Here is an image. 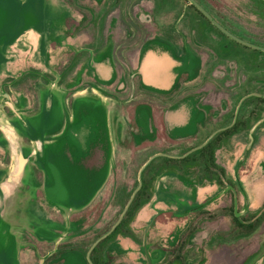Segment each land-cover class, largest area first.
Here are the masks:
<instances>
[{
    "label": "flooded vegetation",
    "instance_id": "af4514ba",
    "mask_svg": "<svg viewBox=\"0 0 264 264\" xmlns=\"http://www.w3.org/2000/svg\"><path fill=\"white\" fill-rule=\"evenodd\" d=\"M92 1L96 6L105 3L116 6L119 0ZM155 2L160 11L162 1L155 0ZM231 10L228 4L227 12L222 19L223 23L212 16L229 32L243 40H246L243 37L264 35V30L256 28L260 20L255 15L252 14L254 18L245 22L239 13H233ZM80 14V19L74 22L84 24V28L78 29L75 36L72 30L65 31L63 36L67 37L68 41L61 46L65 48L64 54H61V61L55 69L39 70L36 78L39 83L48 85L47 90L43 91L46 99L49 98L50 102L54 100L53 97L61 99L63 129L60 133H52L49 136L43 134V140L47 142L48 148L44 162L40 161L37 164L47 172H41L40 168L36 167L31 176L35 177L37 193H40L39 196H42L43 201L49 199L53 204L64 202V206L58 209L56 204H47L45 206L50 211L43 210L42 207H38L40 210L34 209L31 212L24 210L25 213H30V219H21V216L23 218V206L20 205L23 202L22 198L30 194V184L35 187V184L31 182H24L18 191L20 204L16 206L17 220L2 222L0 230H3L4 235L0 238V264L89 263V251H86V227L83 219L86 210L100 202L115 199V204L111 206L113 209L118 211L122 208L123 213L129 206L126 215L134 212L136 201L141 197L147 180L150 177L157 180L166 171L163 168L165 164L177 160L183 161L189 157L166 152L163 148L165 144L174 147L192 144V149H196L195 151L207 149L214 155L216 149L226 148L227 139L231 133L250 132L254 124L264 123V94L262 93L264 70L257 66V63L259 65L261 62L260 59L254 62L247 54V51L253 50L262 57L263 51L229 38L215 26L214 30H208L204 37L198 30H192L190 48H186L182 41H179L176 50L166 44L165 47H169L168 49L172 51L180 65L176 70L178 76L174 87L171 90H161L143 84L140 66L145 51L151 49L152 45L163 46L165 43L162 40H147L143 46H140L138 55L133 48H127L126 53L131 57L127 59L123 57L124 50L118 52L121 44L98 46L83 41L87 35L89 36L87 32L92 29H86V15L84 12ZM107 14L105 11L96 18L97 28L92 31L93 34H90L94 38L102 36V33L103 35L108 33L111 30L108 27H113V18L110 19ZM100 18H102L101 23ZM104 26L108 27L103 29ZM101 27L103 30L100 29ZM138 32L140 33V30ZM125 34L128 38L131 32L125 31ZM74 37L77 39L80 37L76 44ZM226 40L232 41L235 45L226 44ZM107 50L110 51L112 62L105 64L103 59ZM102 66L111 68V77L103 74ZM125 82L129 85L132 97L138 90L142 92V95L153 99L148 100V106L141 107L148 108L146 123L142 121L144 112H140L141 108L137 110L128 107L118 108L116 103L122 99L115 90L125 87ZM58 87L63 89L64 99L60 97L59 92H55ZM34 93L35 99L42 94ZM154 96H157L159 100H156ZM172 96L177 99L171 104L167 103L168 97ZM132 100L133 98L126 102L129 103ZM4 107H8L13 112L9 105ZM117 116H121L124 121L126 119L128 122L132 121L128 129L135 131L142 139L153 138L155 141L144 140L136 146L137 150L135 141L132 144L122 145L124 131H114L111 123L112 117ZM118 126L122 129V124ZM184 130L191 134L188 137L179 138L178 134L181 135ZM204 132L206 134L201 139ZM127 137L133 139L128 133L125 136L126 141ZM254 143L252 139L245 146L252 147ZM219 159L215 155L210 158L214 164L219 163ZM136 166H138L137 186L134 184L133 173V167ZM144 166L146 167L143 169ZM140 180L142 185L131 201L136 189L140 186ZM241 183H238V189L227 185V188L223 187L220 193L223 198L233 195L234 210L238 216L239 213L236 211L238 197H243L245 193ZM158 186L164 193L162 182H159ZM126 197H129L128 200L125 199ZM148 199V196L144 195L141 202ZM206 205L203 204L201 207ZM228 207L224 205L222 209H228ZM49 213L56 220H46L45 216ZM58 213L60 214L57 215ZM227 223L229 224L228 221ZM75 228L79 230L76 231ZM56 234L61 236H55ZM99 238L93 242L92 246ZM107 238L104 240L108 241ZM104 240L90 254L94 264L98 260L96 255L100 249L99 245ZM263 251L264 248L261 245L254 252L240 254L238 260L231 259L230 263L264 264Z\"/></svg>",
    "mask_w": 264,
    "mask_h": 264
},
{
    "label": "rangeland",
    "instance_id": "374dc122",
    "mask_svg": "<svg viewBox=\"0 0 264 264\" xmlns=\"http://www.w3.org/2000/svg\"><path fill=\"white\" fill-rule=\"evenodd\" d=\"M161 1L159 11L155 0H119L116 6L108 3L96 6L92 0H0V92L10 96L9 99L1 96L0 103L6 106L9 101L17 105L20 111L27 116L26 120H29L30 115H34L36 109L34 108L35 96L33 94L46 91L48 85L35 84L38 82L30 84L29 77H26L25 74H31L30 77L33 78L32 76L37 74L36 67L41 65L40 55L45 57L46 50H52L55 45L67 44L68 39L63 36L67 29L72 30L73 36H75L78 29L84 28V24L74 22V20L80 19V12H84L86 15V29H92L87 32L89 36L87 35L83 41L98 46L121 44L118 52L124 50L123 57H127V59L131 57L127 55L126 50L133 48L138 55L140 46H143L147 40H164L168 46L175 50L179 41H182L186 48H190L192 30H198L203 37L208 30H214L215 27L209 23L208 19L191 7L187 0ZM199 1L213 13H217V6L213 5L216 3L214 0ZM105 11L108 13L107 17L113 18V27L107 26L111 28L108 33L104 35L102 33V36L94 38L90 34H93L92 31L97 28L96 18ZM101 21L102 18H100V23ZM107 27L104 26L103 29ZM256 28L263 31L264 24L258 23ZM125 31L131 32L128 38H126ZM112 33L115 35L112 36ZM51 35L54 37L51 38ZM74 38H76L74 40L76 44L80 37ZM225 43L231 46L235 45L228 40ZM107 51L103 59L105 64L112 62L110 51ZM247 54L254 62H258L260 59L261 62L259 65L257 63V66L264 70V53H262V57L253 50L247 51ZM57 55L53 54L54 58ZM27 60H32L34 65L27 64ZM21 73L25 77L22 78L23 81L18 82L16 76ZM128 86L125 82V87L115 90L122 99L116 103L118 108L128 107L137 110L148 106V100H153L142 95V92L138 90L132 97ZM61 87L56 88L55 92L62 94L64 99L65 93ZM262 93L264 94V85ZM131 98L133 100L127 103L126 100ZM154 98L159 100L157 96ZM176 99L174 96L168 97L166 102L171 104ZM3 109L7 117L18 124L16 126L17 133H15L22 144L25 155L28 156L34 150L30 135L22 125H19L21 123L14 112H11L8 107ZM147 111L148 108L140 109V112H144V120H142L144 123L148 118ZM111 123L114 131H124L122 145L132 144L135 141L137 150L136 146H139L144 140L155 141L153 138L142 139L135 131L129 130L128 128L133 122H128L127 119L124 121L121 116L112 117ZM118 124H122L123 130ZM252 129L256 130L231 133L228 136L226 148L214 151L215 157L223 160L219 159L217 164L210 160L211 156H214L211 150H207L205 153V150L193 151L187 155L189 157L186 160L165 164L163 168L166 171L157 180L153 177L147 180L141 197L136 201L133 215L122 226L120 232L105 241L103 246L99 245L100 249L96 255L97 262L99 264H148L144 252L145 231L148 226L150 227L146 243L153 264H231V259L238 260L240 254L254 252L261 245L264 248V123H256ZM53 132L54 130L49 126L44 128L45 136H49ZM126 133L133 139L127 137L126 141ZM194 133L193 129L192 134L194 135ZM190 134L191 132L184 130L181 135L178 134V137L184 138ZM205 134V132L202 134L201 139ZM252 139L255 142L254 145L246 147L245 144ZM163 148L168 153L186 155L193 150V145L182 144L174 147L165 144ZM156 149L157 147L153 150ZM40 161L42 160L36 155L30 157L19 187L7 199L2 222L17 220L15 217L16 206L18 203L20 204V192L18 191L26 181L35 184V187L30 184V194L22 198L23 202L20 205L23 206V218L21 216V219H30V213H25L24 210L31 212L34 209L40 210L38 207H42L43 210L50 211L45 206L47 204H56L58 209L64 206V202L53 204L49 199L43 201L42 196H39L40 193H37V182L31 174L34 168L41 169L37 164ZM9 167L8 144L0 130V184L4 181ZM40 169L41 172H47ZM133 173L134 184L137 186L138 166L133 167ZM124 176L126 179V174ZM159 182H162L165 194L160 191ZM239 182H242L245 189L244 196L238 197L236 211L239 216L247 218L250 215L258 214L259 216L261 213L263 219L254 233L231 236L227 220L229 221L232 216L231 211H235L233 208L234 198L232 194L223 198L220 193L223 187L227 188V185L238 189ZM144 195H147L149 199L141 202ZM128 198L125 199L128 200ZM212 200L214 201L211 202ZM115 201L114 199L104 203L100 202L86 210L83 219L86 227L87 252L93 242L107 233L121 216L122 208L116 211L111 207ZM203 204L207 205L201 207ZM224 205H228V209H222ZM129 214L130 212L124 217L123 223ZM45 219L54 220L55 218H52L49 213ZM74 230L78 231L79 228ZM55 236L61 235L56 234ZM87 264L89 263L87 262Z\"/></svg>",
    "mask_w": 264,
    "mask_h": 264
},
{
    "label": "crops",
    "instance_id": "0c3cea01",
    "mask_svg": "<svg viewBox=\"0 0 264 264\" xmlns=\"http://www.w3.org/2000/svg\"><path fill=\"white\" fill-rule=\"evenodd\" d=\"M48 37H50V35H48ZM53 37L54 36L51 35V38H53ZM50 41L54 44V42L52 40H50ZM162 41L164 42V40H162ZM165 46H166V43L163 46L162 45H152L151 49L145 51V53L143 54V58L141 60L142 62H141V66H140V75L143 77V84L144 85L154 86V87L161 89V90H171L174 87V84L176 83L177 76H178V71H176V70L180 64H179L178 59H176L174 57V55L172 54V51L168 49L169 47L166 48ZM64 49L65 48L61 47L60 45H55L52 50H50V51L46 50V52H45L46 56L45 57L44 56L41 57V55H40L39 60L41 62V65H40V67H36L38 69L37 74L33 75L32 76L33 78L30 77L31 74H25V75H27L26 77H29L28 82L30 84H34L35 82H38L35 84H39V81L36 80V78L38 77L39 70H42V69L47 70V68L48 69L49 68L55 69L56 66L58 65V63L61 61L60 58H61V54H64V52H65ZM53 54H58V55L56 58H54ZM20 61H22V60H20ZM26 62L30 66H31V64H32V66L34 65V62L32 60H27ZM20 63L22 64L23 62H20ZM101 70H102L104 75H107V77H111L112 72H111V68L109 66H102ZM24 77L25 76L24 75L22 76V73H21V74L16 76V80L18 82H21L24 80V79H22ZM41 93L42 94H40L38 96V98L35 99V102H34V108L36 109V112L34 111V115H32V116L30 115L29 120H26L25 117H27V116L24 115V113L22 111H20V109L17 105L13 104L14 107L16 108L18 114L12 109V107L8 103L7 104L11 107L12 111L16 114L19 123H21L19 125H22L25 128L27 133L30 135L31 139H32L31 134L28 131V128L26 127V125L28 127H30L34 132L41 134L42 141H43L45 148H44V157L40 160L44 161V159L46 157V153H47V148H48L47 144H46L47 142H44V140H43L44 128L46 126H49L51 129L54 130L53 134L60 133L63 129V113L60 110V107H61L60 106V101H61L60 98L57 99V98L53 97L54 100L52 102H50L49 98L46 99V97H44L45 93H43V92H41ZM4 95L5 94H2L0 92V97L2 96L4 98H6ZM60 97L63 98L62 94H60ZM9 98H10V96H9ZM56 99H57V101H56ZM3 108H4V106L1 108L2 111H4ZM5 115H6V113H5ZM42 119H44V120L40 123V121ZM10 122L13 125L14 130L16 132V126L18 124L15 122H12L11 120H10ZM32 142H33V140H32ZM33 147H34V145H33ZM0 232H2V234H1L2 236H0V238H3V235H4L3 230L2 231L0 230Z\"/></svg>",
    "mask_w": 264,
    "mask_h": 264
},
{
    "label": "water",
    "instance_id": "95a60500",
    "mask_svg": "<svg viewBox=\"0 0 264 264\" xmlns=\"http://www.w3.org/2000/svg\"><path fill=\"white\" fill-rule=\"evenodd\" d=\"M187 1L189 2L190 5L194 6L205 18H207L208 21H210V23L213 26H215L217 29H219L223 34H225L229 38H231V39H233V40H235V41H237V42H239V43H241V44H243L245 46H248L250 48H254L256 50H261V51L264 52V47L252 44V43H250V42H248L246 40L238 38L237 36H235L231 32H229L197 0H187ZM262 1H264V0H262ZM4 96L7 99H9L8 94H5ZM7 103L18 114V112H17L16 108L14 107V105L11 102H9V101ZM2 107L3 106L0 103V130L3 132V134L5 136V139L7 141V144H8V149H9V153H10V167H9V171H8L4 181L0 184V228L2 226V219H3V215H4V210H5V205H6L7 199L12 194H14L16 189L19 187L20 182H21V180L23 178V175L25 173L26 166L30 162V157L36 155L40 159H42L44 157V148H45V146L43 144V141H42L41 134L34 132L30 127H28L26 125V127L28 128V131L31 134V137H32V140H33V143H34V150L32 151V153L29 156H26L25 153H24V150L22 148V145H21V143L19 142V140H18V138L16 136L14 127L11 124L10 120L8 119V117L2 111V109H1ZM195 150L196 149L191 150L185 156L189 155L190 153H192ZM145 167L146 166H144L143 169ZM141 185H142V182L140 180V186L136 189L131 201L133 200L134 196L136 195V193L140 189ZM131 201H130V203H131ZM128 207L122 213V215L120 216L118 221L115 223V225L106 234H104L102 237H100L95 242V244L90 248L89 253H88V260H89L90 264H94L93 261L90 258V254L92 253V251L95 249V247L102 240H104L105 238L110 236L116 230V228L119 226V224L121 223V221L125 217ZM147 233H148V228L145 231L144 252H145L148 264H153L152 258H151L150 254H149L147 243H146L147 242ZM1 234H2V232H0V236H2Z\"/></svg>",
    "mask_w": 264,
    "mask_h": 264
},
{
    "label": "trees",
    "instance_id": "16d2710c",
    "mask_svg": "<svg viewBox=\"0 0 264 264\" xmlns=\"http://www.w3.org/2000/svg\"><path fill=\"white\" fill-rule=\"evenodd\" d=\"M198 2L200 1L198 0ZM214 2H216V3H213V5L217 6L216 7L217 13H213V11L208 9V7H205L201 2L200 3L213 16L218 18L221 23H223L222 19L224 17V14L227 12V5L229 4L232 9L231 11L233 13H239L241 15V18H243L245 22L250 20L251 18H254L252 16L253 14L256 16L257 19L260 20V23L264 24V2H262L261 0H214ZM191 7H193L199 14H201L194 6L191 5ZM243 38L246 40L252 41L256 44H260L264 46V36L243 37ZM203 150H205L204 153L207 151V149H203ZM231 213H232V216H230V220L229 221L227 220L229 222L228 227H229V231H231V234H230L231 236L242 235V234L249 235V234L254 233L263 219V217L261 218L262 216L261 213L259 214V216L258 214L256 216L250 215L247 218H241L233 210L231 211ZM132 215L133 214L131 212L125 222H127ZM125 222L121 223L120 226L116 229V231L107 239L113 238L115 234L120 232ZM105 241L106 240H104L100 244V246H103ZM95 263L99 264L97 261H95Z\"/></svg>",
    "mask_w": 264,
    "mask_h": 264
}]
</instances>
